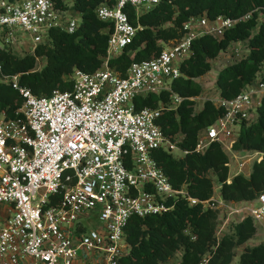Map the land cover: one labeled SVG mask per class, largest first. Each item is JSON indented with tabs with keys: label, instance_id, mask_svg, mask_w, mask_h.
<instances>
[{
	"label": "built area",
	"instance_id": "2783aa9c",
	"mask_svg": "<svg viewBox=\"0 0 264 264\" xmlns=\"http://www.w3.org/2000/svg\"><path fill=\"white\" fill-rule=\"evenodd\" d=\"M66 1L0 0V48L10 50L18 31L31 37L33 50L27 54H34L53 29L74 34L82 14L73 8L70 12ZM161 1L116 0L114 7L98 6L96 16L107 25L109 36L107 56L94 73L75 70L71 91L39 98L20 84V75H3L0 65V82L24 98L22 117L0 116V264H120L130 253V221L171 212L180 199L218 212V240L236 216L251 219L257 234L264 235V191L254 200L234 202L223 199L214 185L213 196L200 200L186 186L175 188L153 156L157 150L176 159L205 154L217 143L229 157L228 183L234 178L231 171L249 177L250 168L264 158L262 152L234 148L243 127L259 119L264 62L236 97L207 100L223 114L200 131L194 149L183 146L185 135L167 136L159 123L164 112H178L187 99L200 111L199 97L184 98L173 90L174 81L185 77L182 66L193 54L194 41L205 35L222 39L253 13L238 19L191 18L180 39L162 43L160 55L133 63L121 76L110 62L144 30L132 24L124 9L130 7L140 16ZM240 42H233L232 55L242 51ZM164 93L168 102L138 108L139 98ZM255 156L258 160L251 165ZM209 260L204 257L199 264Z\"/></svg>",
	"mask_w": 264,
	"mask_h": 264
},
{
	"label": "trees",
	"instance_id": "16d2710c",
	"mask_svg": "<svg viewBox=\"0 0 264 264\" xmlns=\"http://www.w3.org/2000/svg\"><path fill=\"white\" fill-rule=\"evenodd\" d=\"M106 4L116 5V0H75L73 10L82 14V24L74 33L59 29L50 31L48 40L39 44L34 54L23 57L11 50L0 48V65L5 76L20 75V84L41 98L49 97L54 91H71L70 76L75 70L94 73L103 65L108 52L107 25L96 16V8ZM133 25H141L134 42L124 54L110 62V66L125 77L129 67L136 62L150 60L160 55L162 43L180 39L184 25L191 18L206 15L210 19L219 16L238 19L253 13V17L226 32L222 39L205 35L193 43V54L182 66V77L173 83L175 93L184 98L200 97L203 86L197 79L212 70L215 61L233 42L246 41L250 48L247 58L224 67L218 74L217 86L220 97L232 99L252 82L264 62V0H162L152 11L137 16L130 7L124 9ZM263 22L258 27L260 18ZM258 27V31H253ZM44 65L38 69V60ZM168 102L167 93L150 95L136 100L138 108L158 107L160 101ZM24 98L9 84L0 82V116L7 120L22 117L20 109ZM223 110L211 101L195 111V103L185 100L178 112L166 111L160 125L167 136L181 133L186 136L183 146L194 149L200 131L208 128L222 116ZM236 150L264 153V101L259 110V119L249 127L244 126L234 144ZM159 167L175 188L186 186L190 194L207 200L214 194L212 174L220 183L223 199L244 202L256 199L264 191V158L253 165L249 177L237 175L227 182L228 155L214 143L205 154L190 153L176 159L166 151L153 153ZM218 212L204 210L203 205L190 206L180 199L173 211L147 218H133L126 228V239L130 253L120 264H167L177 252L183 251L179 264H199L204 257L210 264H232L235 249L252 240L257 230L253 221L244 219L233 233L218 240ZM239 264H264V243L246 247Z\"/></svg>",
	"mask_w": 264,
	"mask_h": 264
},
{
	"label": "rangeland",
	"instance_id": "374dc122",
	"mask_svg": "<svg viewBox=\"0 0 264 264\" xmlns=\"http://www.w3.org/2000/svg\"><path fill=\"white\" fill-rule=\"evenodd\" d=\"M74 1L75 0H67L66 3L68 5V7L70 8V12H72V8L74 6ZM76 15V14H75ZM263 22V18L261 16L260 20H259V24L258 27H260V24ZM258 27L253 31L257 32L258 31ZM248 40L246 41H241L239 44L238 48H241L242 51L240 52L239 55L236 54H231V48H232V43L230 46V50L227 51L226 53H222L215 61L212 62V70L204 77L197 79V81L203 86L204 92L203 94L199 97V101L197 102V107L199 110H201L204 106V103L207 100H211V99H217L219 96V89L217 86V77L219 72L226 66L233 64V63H237L242 59H245L249 56L250 54V48L248 45ZM16 44L10 45V50L17 56L19 57H23L25 55H27V53L29 51L33 50V44L31 43V37L28 34H23L20 31L16 32ZM26 45L25 47L23 45ZM3 44L0 41V47H2ZM240 49V50H241ZM44 65V61L42 59L38 60V69H41ZM258 160V156H255L252 160L251 165H253L256 161ZM248 172H251V168ZM234 171L230 172V177H234ZM210 177L212 178L215 187L217 188L216 192L220 193V189L219 187V182L218 180L212 175L210 174ZM3 216L0 218V228L2 226V222H3ZM242 221L241 217L236 216V218H231L229 220V223L226 227L227 229V233H233L235 227ZM94 223L98 224V222L96 220L93 221ZM96 226H94L95 228ZM86 228L88 229H92L93 226H87ZM264 243V235L259 232L258 234H256V236L250 240L249 242H247L245 245L238 247L235 249V254L236 257L234 258L232 264H239L240 262V256L241 254L244 252L246 247H255L257 245ZM79 256H81V253H79ZM182 256H183V251H179L176 253L175 257L173 259H171L167 264H179L182 260Z\"/></svg>",
	"mask_w": 264,
	"mask_h": 264
}]
</instances>
